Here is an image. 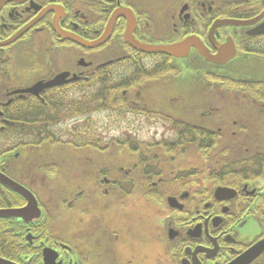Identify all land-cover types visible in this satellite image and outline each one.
Here are the masks:
<instances>
[{"label":"flooded vegetation","instance_id":"af4514ba","mask_svg":"<svg viewBox=\"0 0 264 264\" xmlns=\"http://www.w3.org/2000/svg\"><path fill=\"white\" fill-rule=\"evenodd\" d=\"M0 214L14 264H264V0H0Z\"/></svg>","mask_w":264,"mask_h":264},{"label":"water","instance_id":"95a60500","mask_svg":"<svg viewBox=\"0 0 264 264\" xmlns=\"http://www.w3.org/2000/svg\"><path fill=\"white\" fill-rule=\"evenodd\" d=\"M149 47H154L153 49H154V51H160V52H163V51H167V52H169L165 47L166 46H164V45H154V46H149ZM33 206H36V203H35V201L33 202ZM37 207V206H36ZM21 210H19L18 212H20ZM17 212V213H18ZM1 215V214H0ZM14 216H19L20 214H16V213H14L13 214ZM0 264H14V263H11V262H8V261H5V260H2V259H0Z\"/></svg>","mask_w":264,"mask_h":264}]
</instances>
